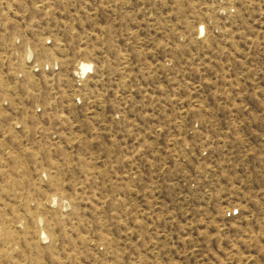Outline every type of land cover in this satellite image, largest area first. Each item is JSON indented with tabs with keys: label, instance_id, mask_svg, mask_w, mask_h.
Wrapping results in <instances>:
<instances>
[{
	"label": "rangeland",
	"instance_id": "rangeland-1",
	"mask_svg": "<svg viewBox=\"0 0 264 264\" xmlns=\"http://www.w3.org/2000/svg\"><path fill=\"white\" fill-rule=\"evenodd\" d=\"M0 264H264V0H0Z\"/></svg>",
	"mask_w": 264,
	"mask_h": 264
},
{
	"label": "bare ground",
	"instance_id": "bare-ground-1",
	"mask_svg": "<svg viewBox=\"0 0 264 264\" xmlns=\"http://www.w3.org/2000/svg\"><path fill=\"white\" fill-rule=\"evenodd\" d=\"M89 66H87V65H85V64H83L82 66H81V68H82V71H84L86 68H88Z\"/></svg>",
	"mask_w": 264,
	"mask_h": 264
}]
</instances>
